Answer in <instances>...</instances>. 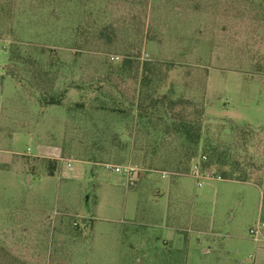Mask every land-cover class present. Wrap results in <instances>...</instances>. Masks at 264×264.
I'll return each instance as SVG.
<instances>
[{
	"label": "rangeland",
	"instance_id": "374dc122",
	"mask_svg": "<svg viewBox=\"0 0 264 264\" xmlns=\"http://www.w3.org/2000/svg\"><path fill=\"white\" fill-rule=\"evenodd\" d=\"M106 29L111 43H98ZM130 50L147 63L146 87L171 101L156 116L201 115L198 145L144 142L131 115L74 107ZM50 95L60 104L46 105ZM49 147L59 152L46 158ZM202 155L224 164L222 180L198 187L159 172L186 173L188 158ZM172 181L184 184L177 224ZM258 222L264 0H0V264H255L264 243L249 229Z\"/></svg>",
	"mask_w": 264,
	"mask_h": 264
},
{
	"label": "trees",
	"instance_id": "16d2710c",
	"mask_svg": "<svg viewBox=\"0 0 264 264\" xmlns=\"http://www.w3.org/2000/svg\"><path fill=\"white\" fill-rule=\"evenodd\" d=\"M106 31L109 32V35L103 34L102 32H97L98 34L96 33L94 35V38L98 43L101 42L102 44H105V45L111 43V40H108L111 38L110 30L106 29ZM85 34H88V32ZM84 37H85V40H89L90 35L88 34V37H86L84 35ZM137 55H138L137 51L131 52V50H130L129 52L126 53V55L124 57L125 59H124L123 63H121V65H118L114 68H108L104 72H100L96 78V84H97L96 88L90 90V92L88 94L86 93L85 94V95H87L86 97L82 96L80 102L74 103V107H77V108L82 110V107H83L84 103L86 102V103L91 104L92 106L102 108L103 111H106V110H104L105 108L102 105V103L108 99L107 98L108 96L107 95H99L97 93L95 94V91H98L99 89L102 90L103 88H108L112 84H116L117 86H124L125 85L128 87V89L131 92L129 95L121 96V97H124L125 101L128 103L127 107H129V110L123 111L121 113L124 114L125 116L131 115V117L133 118L134 117L133 116L134 115L133 107H134V103L137 102V106H136V110H135L136 111L135 117H136V123L139 124L141 119L146 116V112L141 109V104H142V101L144 100V98L146 97L144 94V89L146 87V85L144 84V80L146 81L145 74H144V67H145V65L147 66V63L142 64V65L139 64V62H138L139 58ZM120 74H125V76L123 77ZM46 75H48V74H46ZM37 76H38L37 74H32V79H35V80L38 79L36 81L38 83V85H40V83L42 84L43 82H45V80H44L45 74L39 75V78H37ZM42 76H44V77H42ZM56 76H57V74H53L52 79L54 80V82H56V79H57ZM39 79H42V80L40 81ZM146 83H147V81H146ZM47 86H49V84ZM52 87H51V89H52ZM72 87L79 88V86L77 84H72ZM150 97L152 98V95ZM97 101H99L101 103V105H99V103ZM155 101L167 102V103L171 102L168 99H164V96H162L160 99L157 96L155 98ZM44 103L46 105H58V104H60V98H57L56 96L50 95L49 97L46 98ZM182 106H184V103H182ZM163 113H164V115H166L167 112H163ZM187 116L188 115H185V113L181 114V112H180L176 117H170L169 118V120L171 121L169 123L170 125H168V127H166L165 130L168 131L170 129V131H173L175 134H177L178 139H180V141H182L183 144L187 143V144L198 145L200 137H201V132H202V125L200 123L202 121L201 115H198L197 120H190V118H187ZM199 117H200V122L198 120ZM207 152L209 154L211 153L210 151H207ZM192 156H190L188 158V161L186 164L187 168L184 169L186 171L190 168L192 163L195 161L194 160L195 157H192ZM54 161L55 160H53V162L52 161L50 162V163H52L51 169L49 170L50 175L56 169V162H54ZM201 166L203 169H212L215 172L226 169V168H224V164H222V162L218 163L217 161H214L213 157H211V156H209L208 158L206 157V160L201 163ZM238 170L239 169L237 167L236 168L233 167V169H231L230 175L236 176ZM248 175H250V174H248ZM245 178L246 177H244V179L237 178L236 180L249 181V179H250L249 176L246 179ZM258 179H260V180H258L259 182L262 181L261 178H258Z\"/></svg>",
	"mask_w": 264,
	"mask_h": 264
},
{
	"label": "crops",
	"instance_id": "0c3cea01",
	"mask_svg": "<svg viewBox=\"0 0 264 264\" xmlns=\"http://www.w3.org/2000/svg\"><path fill=\"white\" fill-rule=\"evenodd\" d=\"M49 78L53 77V74L48 75ZM57 78H59V76H56ZM62 77V76H61ZM102 91V92H101ZM130 90L128 89L127 86H117L116 84H112L110 85L108 88H103L102 90H98L95 91V94H99V95H107L108 99L105 100L102 105L104 106V110L108 111L110 114L114 115L116 118H118L119 116L122 119H126L124 116V114H122L121 112L123 111H128L129 107H127V102L125 101L124 97L121 96H127L130 94ZM158 90L151 88V87H145L144 89V94H145V98L142 101L141 104V109L144 110L146 112V116L143 117L140 121L139 124L136 123V106H137V102L134 103V107H133V113H134V117L132 118V126L135 128H137L138 133H140V135L143 138L144 142H150L156 139H159V141L161 142H166V141H174L173 139H178L177 134H175L173 131H170V129L167 131L165 130L166 127H168V125H170L169 123L171 122L170 120H165L162 117H158L155 115V113L157 112V110L163 109L165 106L163 105V102H158L155 101L156 95H158ZM152 95V98L150 97ZM125 101V102H124ZM99 103V105H101V103L99 101H97ZM96 110H102V108L100 107H95L93 106ZM165 116V115H163ZM120 119V118H119ZM164 119V120H163ZM121 120V119H120ZM162 120V121H161ZM118 126V124H114L113 128H115V130L113 129V133H116V127ZM140 131V132H139ZM135 133V132H133ZM117 135V134H116ZM115 140H117L118 138H116L115 134H114ZM134 139V136L131 135V137L129 135H126V139H130L132 138ZM155 137V139H154ZM119 140V139H118ZM120 141V140H119ZM126 142V141H125ZM49 151H47L46 153H42L44 155V157L49 158L51 154H57L58 148L56 147H49ZM145 152V151H144ZM142 152V153H144ZM145 157L148 156V149L146 148V152L143 154ZM191 167V166H190ZM190 169V168H189ZM188 169V171H189ZM165 171V170H162ZM187 171V172H188ZM183 191H184V184H182L180 181H172L171 182V191L168 194V200H167V206L169 205L172 208V212L169 213V218L172 224H177L180 221V213L178 211V203H179V198L181 196H183ZM168 217V214H167ZM200 221L198 216L192 215L191 217L189 216V223L191 225H196L198 222ZM168 229H172V230H179L178 227L173 226H167ZM251 242V241H250ZM253 242V241H252ZM255 244V242H253ZM255 259L257 260L255 264H264V248L263 247H257L255 249Z\"/></svg>",
	"mask_w": 264,
	"mask_h": 264
},
{
	"label": "built area",
	"instance_id": "2783aa9c",
	"mask_svg": "<svg viewBox=\"0 0 264 264\" xmlns=\"http://www.w3.org/2000/svg\"><path fill=\"white\" fill-rule=\"evenodd\" d=\"M206 160V156L202 155L199 160L194 161L186 173H175L169 171H159L163 177L168 175H182L187 176L196 181L198 187L202 186L203 180H222L223 178L212 169H203L201 163ZM111 169L117 173L134 176L137 175L136 168L130 165H114L111 166ZM249 235L253 242L264 243V222H258L255 227L249 229Z\"/></svg>",
	"mask_w": 264,
	"mask_h": 264
}]
</instances>
